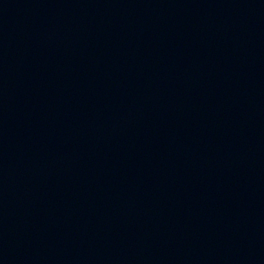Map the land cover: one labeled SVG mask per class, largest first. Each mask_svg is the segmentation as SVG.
Returning <instances> with one entry per match:
<instances>
[{
  "label": "water",
  "instance_id": "water-1",
  "mask_svg": "<svg viewBox=\"0 0 264 264\" xmlns=\"http://www.w3.org/2000/svg\"><path fill=\"white\" fill-rule=\"evenodd\" d=\"M0 264H264V0H0Z\"/></svg>",
  "mask_w": 264,
  "mask_h": 264
}]
</instances>
